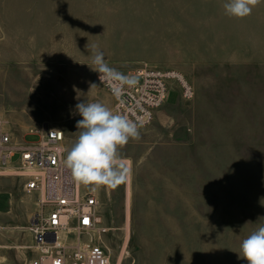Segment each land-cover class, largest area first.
Listing matches in <instances>:
<instances>
[{"label": "rangeland", "instance_id": "1", "mask_svg": "<svg viewBox=\"0 0 264 264\" xmlns=\"http://www.w3.org/2000/svg\"><path fill=\"white\" fill-rule=\"evenodd\" d=\"M225 2L0 0V116L14 136L65 128L67 150L77 103L113 110L93 48L125 75L173 71L193 89L184 99L174 84L119 149L122 181L80 183L101 202L115 264H247L241 241L264 225V0L242 19ZM35 203L0 177V264H30Z\"/></svg>", "mask_w": 264, "mask_h": 264}, {"label": "built area", "instance_id": "2", "mask_svg": "<svg viewBox=\"0 0 264 264\" xmlns=\"http://www.w3.org/2000/svg\"><path fill=\"white\" fill-rule=\"evenodd\" d=\"M98 77L113 99V111L144 118V127L167 103L174 84L184 99L193 96L192 87L173 71L147 69L134 74L135 85L125 86L119 99ZM28 134L39 140L27 143L12 136L0 119V177L16 176L24 193L36 198L28 228L32 236L30 264H115L103 240L108 228L99 198L82 190L64 164L66 132L47 127Z\"/></svg>", "mask_w": 264, "mask_h": 264}, {"label": "clouds", "instance_id": "3", "mask_svg": "<svg viewBox=\"0 0 264 264\" xmlns=\"http://www.w3.org/2000/svg\"><path fill=\"white\" fill-rule=\"evenodd\" d=\"M261 0H226L223 7L229 17L245 18ZM92 64L99 74V81L107 84L117 99L124 92L125 86L135 85V77L125 75L110 67L104 53L93 48ZM98 87L90 82V88ZM76 112L82 119L76 121L78 136L67 149L65 166L74 179L83 185H115L122 181V157L119 149L130 140L141 139L140 129L144 127V118L134 119L127 113L114 112L100 102L82 101L75 105ZM242 256L247 264H264V225L245 237L240 244Z\"/></svg>", "mask_w": 264, "mask_h": 264}, {"label": "crops", "instance_id": "4", "mask_svg": "<svg viewBox=\"0 0 264 264\" xmlns=\"http://www.w3.org/2000/svg\"><path fill=\"white\" fill-rule=\"evenodd\" d=\"M0 119L4 122V124H5V127H6V129H7V131L9 132V133H11V134H13V133H15L16 134V132H14V130H12L9 126H8V123L0 116ZM9 122V121H8ZM20 125H16L15 127L16 128H18ZM52 128V127H51ZM19 129V128H18ZM63 129V128H62ZM63 130H65V128L63 129ZM24 131H26V130H24ZM28 132L29 131H27L26 133H24L23 134V132H22V134L20 133V136L22 137V138H24L27 134H28ZM12 136H14V135H12ZM16 136V138H18V139H20V136L19 135H15ZM14 136V137H15Z\"/></svg>", "mask_w": 264, "mask_h": 264}, {"label": "snow or ice", "instance_id": "5", "mask_svg": "<svg viewBox=\"0 0 264 264\" xmlns=\"http://www.w3.org/2000/svg\"><path fill=\"white\" fill-rule=\"evenodd\" d=\"M84 222H85V223H87L88 221H87V220H85Z\"/></svg>", "mask_w": 264, "mask_h": 264}, {"label": "bare ground", "instance_id": "6", "mask_svg": "<svg viewBox=\"0 0 264 264\" xmlns=\"http://www.w3.org/2000/svg\"><path fill=\"white\" fill-rule=\"evenodd\" d=\"M79 186H80V183H79Z\"/></svg>", "mask_w": 264, "mask_h": 264}]
</instances>
